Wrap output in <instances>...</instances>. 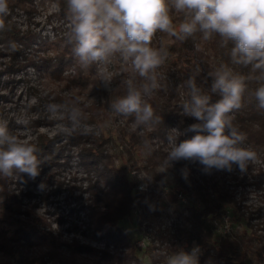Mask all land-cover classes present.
Listing matches in <instances>:
<instances>
[{
    "label": "rangeland",
    "instance_id": "374dc122",
    "mask_svg": "<svg viewBox=\"0 0 264 264\" xmlns=\"http://www.w3.org/2000/svg\"><path fill=\"white\" fill-rule=\"evenodd\" d=\"M8 5L10 15L5 19L6 30L0 31V125L6 126L22 142L36 145L39 151L49 149L52 158L50 163L40 166V175L34 180L26 174L0 176V202L4 194L11 196L7 202L11 213L0 210V218L7 223L41 218L45 232L59 237L62 242L88 246L94 255L107 252L122 258L130 254V246L134 245L135 258L131 257L128 264H152V255L163 256L165 252L158 249L157 243L149 245L146 223L138 224L139 205L131 216L117 223L130 243L99 237L89 218L92 198L109 194L111 184L106 178L114 172L127 178L138 193L149 191V179L139 163L129 164L126 155L119 160L125 148L120 131L130 133L137 128L133 117L117 113L112 107L113 93L121 75L119 53L87 66H82L79 57L69 62L70 51L64 47V42L72 25L54 1L8 0ZM189 52L191 58L193 52ZM189 58L184 62L188 69L197 63ZM141 92L144 95L143 90ZM52 103L66 105V108L60 114L50 115L47 105ZM73 107L82 110L83 122L94 128L92 134H82V128L71 131L66 117ZM167 146L169 149H165L169 152L171 145ZM244 146L248 148L246 142ZM98 154L97 163L90 165ZM125 164L129 166L128 172L122 171ZM249 165L250 170L243 173L236 165L231 172L219 170L231 183L246 179L236 191L241 196L245 219L237 222L234 211L225 213L226 227H220L218 235L224 234L225 229L240 232L247 227V220L251 224L264 222V185L260 189L253 185L258 170L264 172V160L256 156ZM160 170L164 177L158 186L174 185L172 166L167 172L165 167ZM99 172H104L106 178L100 177ZM0 228L4 229L0 234L9 235L8 225L0 224ZM259 234L264 238V231ZM44 250L36 247L28 255L35 257V253ZM2 259L4 255L0 252V261ZM167 260L165 256L158 264H167ZM10 263L15 264V261Z\"/></svg>",
    "mask_w": 264,
    "mask_h": 264
},
{
    "label": "trees",
    "instance_id": "16d2710c",
    "mask_svg": "<svg viewBox=\"0 0 264 264\" xmlns=\"http://www.w3.org/2000/svg\"><path fill=\"white\" fill-rule=\"evenodd\" d=\"M51 1L70 19L66 0ZM170 15L177 29L186 18L184 13L175 9L170 10ZM76 46L70 29L64 42V47L70 51L69 62L77 57L74 51ZM150 47L160 53L162 63L149 74L155 76L157 87L144 94L143 99L152 105L154 120L158 118V122L147 124V129L141 128L143 125L137 126L130 133L120 129L125 148L119 156V160H122V155H126L129 164L139 163V168L149 179V191L138 193L135 186L127 178L118 176L117 172L108 178L104 172H99V176L111 184V191L91 200L89 218L95 234L106 240L130 243L117 223L131 216L139 205L138 224L141 226L145 222V227L150 229H145L149 245L157 243L158 249L165 252L163 256L152 255V264H158L161 258L170 257L180 250L191 252L194 247L199 248V264H264V238L259 234V231H264V222L251 224L246 219L247 227L240 232L217 234L225 223V213L234 211L237 222L245 219V214L241 212V196L236 191L238 185H244L246 177L231 183L219 170L205 172L198 162L182 160L172 165L174 185L158 186L164 177L160 168L168 167L165 158L167 145L170 144L169 136L178 138L179 142L194 135L191 132L183 134L188 125L196 122L183 113V105L190 102L192 96L189 80H194L200 94L208 95L210 103H215L220 97L218 92L212 91L213 74L221 66H226L232 75L245 81L242 107L231 116L234 126L246 135L248 148L264 160V109L258 107L254 97V90L258 87L256 78L264 70L237 63L231 55L234 42L225 40L219 34L205 39L199 30L190 36H172L157 31ZM190 50L193 52L191 58ZM118 56L121 75L113 93L115 98L112 100L115 102L128 94L130 86L142 91L143 86L150 83V80L139 75L131 61H124L120 53ZM187 58L197 63L188 69L185 66L187 63H184ZM88 68L91 69L90 66ZM129 116L135 119L134 115ZM37 155L42 166L51 162L49 149L40 150ZM99 155L94 156L90 165L97 163ZM128 168V164H125L122 171L128 172ZM250 168L251 165L247 170ZM184 169L188 172L186 179L182 174ZM258 172L253 185L260 189L264 185V172L261 169ZM179 196L186 201L185 204H182ZM10 199L11 196L4 194L0 210L11 213L7 206ZM166 220L170 222L167 224ZM0 224L8 225L10 230L8 236L0 234V252L4 255L0 264H11V260L15 264H128L131 257L135 258L134 245L130 246L128 256L118 258L107 252L94 255L88 246L62 242L59 237L42 229L45 223L41 218L30 217L27 221L13 220L10 223L0 218ZM36 247L45 250L35 253V257L29 256L28 252Z\"/></svg>",
    "mask_w": 264,
    "mask_h": 264
},
{
    "label": "clouds",
    "instance_id": "9594fccd",
    "mask_svg": "<svg viewBox=\"0 0 264 264\" xmlns=\"http://www.w3.org/2000/svg\"><path fill=\"white\" fill-rule=\"evenodd\" d=\"M71 32L76 41L75 55L82 66L105 61L120 53L124 61H131L141 77L150 80L143 93L157 87L155 76L149 74L162 63L160 53L150 47L157 31L172 36H190L197 30L205 39L219 34L234 42L231 55L237 63L252 65L264 70V0H66ZM184 13L185 20L178 29L173 26L170 10ZM10 15L8 0H0V31L6 30L5 19ZM212 91L219 99L210 103L208 95H201L194 80L190 102L183 105V113L196 122L188 125L183 134L194 133L178 142L169 136L171 148L165 158V172L179 161L198 162L203 171L212 169L231 172L233 165L243 173L256 152L244 146L246 135L233 124L231 114L242 107L245 91L244 79L232 75L226 66L215 71ZM254 97L258 107L264 109V72L257 78ZM108 82V77H104ZM117 113L134 115L137 126L158 122L154 110L136 88L129 87L128 94L113 105ZM66 105H47L50 115L60 114ZM71 131L82 128V134L94 132L93 126L83 122V112L73 107L67 113ZM39 149L32 143L22 142L0 125V176L19 177L26 174L35 179L40 175ZM186 179L187 169L182 170ZM39 187H43L40 185ZM167 264H199V248L191 252L180 250L168 257Z\"/></svg>",
    "mask_w": 264,
    "mask_h": 264
},
{
    "label": "built area",
    "instance_id": "2783aa9c",
    "mask_svg": "<svg viewBox=\"0 0 264 264\" xmlns=\"http://www.w3.org/2000/svg\"><path fill=\"white\" fill-rule=\"evenodd\" d=\"M179 199H180V201L185 202V200H184L183 198H181V196H179ZM225 227H226V222H225V224L223 225V228H225ZM223 233H224V234L229 233V232H228V229H225V230L223 231Z\"/></svg>",
    "mask_w": 264,
    "mask_h": 264
}]
</instances>
